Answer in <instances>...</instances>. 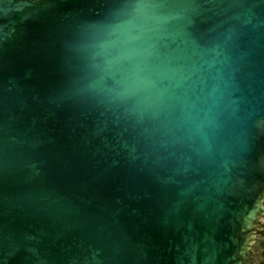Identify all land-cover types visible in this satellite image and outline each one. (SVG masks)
Returning <instances> with one entry per match:
<instances>
[{
    "label": "water",
    "instance_id": "water-1",
    "mask_svg": "<svg viewBox=\"0 0 264 264\" xmlns=\"http://www.w3.org/2000/svg\"><path fill=\"white\" fill-rule=\"evenodd\" d=\"M0 264H264V0H0Z\"/></svg>",
    "mask_w": 264,
    "mask_h": 264
}]
</instances>
